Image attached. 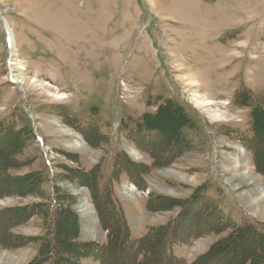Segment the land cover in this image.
I'll list each match as a JSON object with an SVG mask.
<instances>
[{"label":"rangeland","instance_id":"1","mask_svg":"<svg viewBox=\"0 0 264 264\" xmlns=\"http://www.w3.org/2000/svg\"><path fill=\"white\" fill-rule=\"evenodd\" d=\"M7 25L22 66L14 82L36 80L37 89L10 82ZM191 91L222 117L207 118ZM169 102L188 122L180 114L165 143L147 126L158 112L152 121L163 126ZM256 109L264 112V0H0V264L64 261L59 235L105 245L98 217L117 218L110 196L131 241L168 229L181 264L219 249L236 231L231 221L264 235V176L247 150ZM233 156L247 162L251 183ZM212 208L211 222H195Z\"/></svg>","mask_w":264,"mask_h":264},{"label":"trees","instance_id":"2","mask_svg":"<svg viewBox=\"0 0 264 264\" xmlns=\"http://www.w3.org/2000/svg\"><path fill=\"white\" fill-rule=\"evenodd\" d=\"M162 108L167 111L166 115L168 114L165 118V123L163 126H155L157 123L152 121L156 117H160L162 115L160 112H158L156 116L151 117V122L147 127L151 134H153V138H155L157 132H159L161 137H164V142L168 143L171 138H174L176 133L175 130L177 128L179 130L178 124L182 122L181 115L183 116L182 127L186 125L188 120L181 111V108L173 106L170 102ZM251 117L253 137L250 142H248L249 145L247 146V150L251 154L252 161L257 172H260L261 175L264 176V162L262 160L260 162V160L257 159L262 154L264 155V140L258 141L260 135L264 136V124H261V122L264 121V112L256 109L252 111ZM158 118L156 120H158ZM172 120H174V123L170 125L169 122ZM160 128L162 131H166L165 133L167 135L160 131ZM175 138L176 140L171 141L170 145L180 142L178 140V133ZM9 142L11 141L9 140ZM5 150L6 149H4V151ZM2 160L3 157L0 155V161ZM0 167L4 168V164L2 162L0 163ZM108 200L112 206L114 216H117V218H112L109 220V222H106L101 218V215L98 217L101 228H105L110 231L107 243L102 246L97 244L83 245L82 243L77 242L75 238L76 235L71 240L68 236L60 237L59 235V238L55 240V243L59 248L58 252H56V255H62V257H64V261L59 260L56 264H68L67 262H71V264H81V261L85 258H91L98 264H181L168 252V248L171 243V239H168V229L156 231L150 230L142 239L138 241H131L120 210L116 208L117 204H115V202L113 204L112 196H110ZM190 204L194 206L193 202H190ZM97 212L99 213L98 209ZM215 212L216 210L212 208L205 216L201 218L194 216V220L197 222V224H200V222L207 224L208 220L209 222L212 221V217L215 215ZM229 221L230 219H223L222 225H226ZM212 223L215 224V222ZM229 225V228L236 229V231H234L235 233L230 238L219 241L223 242L219 249L209 253L207 257L203 258V261L201 260L202 262L199 261L195 262L194 264H223L227 262H224L226 258L230 259L232 257L234 258V262L232 264H246L247 262H249V264H264V235L254 231V228L247 227V225H242L239 227L236 225L233 226L232 221L229 223ZM214 228L215 225L208 228V231ZM125 237H127V239ZM247 238L250 240V242H248L249 240H246ZM251 242H253L252 245L250 244ZM226 244L230 245L227 246ZM252 246H256V252L251 253ZM89 250H94L92 253H95L96 255L89 257L87 254V251ZM73 252L74 256L72 255ZM236 254H238L237 258H235ZM66 257H69L70 259ZM139 257L143 259L139 261Z\"/></svg>","mask_w":264,"mask_h":264},{"label":"bare ground","instance_id":"3","mask_svg":"<svg viewBox=\"0 0 264 264\" xmlns=\"http://www.w3.org/2000/svg\"><path fill=\"white\" fill-rule=\"evenodd\" d=\"M152 1V0H150ZM6 24V21L3 23ZM6 31L8 33V41H9V45H10V58L9 59V66H12V73H10V75H12L13 78H15L13 75V73L15 71L21 70L22 66H20V64L16 61L15 59V53H16V48H15V40H14V36H13V32L11 31L10 27L7 25L6 26ZM20 79V78H19ZM17 80V82H15L16 84H20L22 86H32L34 85V87L37 89L41 86V83H38L36 80H30L28 79H20ZM191 86H194L196 83L194 81H191ZM190 85V84H189ZM190 99L192 102H194V104L202 111V113L207 116V118L209 119H219L222 117V114L220 113V111L218 110H214L213 107L211 108L210 106L213 104L212 101H210L209 99H207L206 97L200 95L197 93V91H191L190 93ZM73 145L75 148L81 149L83 151H88L86 149V147H84L80 142L78 141H73ZM128 155H130L131 157H136L138 156V153L136 151H134L131 148L126 149ZM139 158V157H138ZM232 164H233V170L236 172L237 176L239 178H242L244 181H247L249 183H251L253 181V177L250 176V173L247 172L248 168V164L245 160H242L241 162L239 161L238 157L233 156L232 158ZM236 176V175H235ZM236 176V177H237ZM182 179V178H181ZM236 179V178H235ZM240 180V179H239ZM134 188V187H133ZM258 197L264 201V187L259 186L256 190ZM78 193V192H77ZM76 193V194H77ZM252 194V193H251ZM246 195V194H245ZM248 197V196H247ZM259 200V199H258ZM255 202V201H254ZM257 202V201H256ZM255 202V203H256ZM260 203V202H259ZM85 203H83V206L81 207V209H84L86 207H88L87 205H84ZM254 204V203H253ZM264 204V203H263ZM257 206V205H256ZM260 206V204L258 205ZM261 207V206H260ZM256 211V210H255ZM259 213V212H258ZM262 213V212H261ZM255 214V213H254ZM260 215V214H259ZM261 216V215H260Z\"/></svg>","mask_w":264,"mask_h":264}]
</instances>
